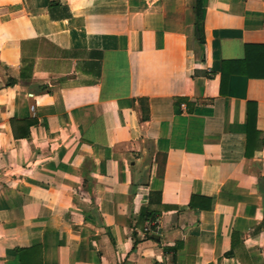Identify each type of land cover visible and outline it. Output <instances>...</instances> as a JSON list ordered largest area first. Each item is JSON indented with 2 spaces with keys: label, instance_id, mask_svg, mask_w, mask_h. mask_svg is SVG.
I'll return each mask as SVG.
<instances>
[{
  "label": "crops",
  "instance_id": "obj_1",
  "mask_svg": "<svg viewBox=\"0 0 264 264\" xmlns=\"http://www.w3.org/2000/svg\"><path fill=\"white\" fill-rule=\"evenodd\" d=\"M196 6L0 0V264H264V0Z\"/></svg>",
  "mask_w": 264,
  "mask_h": 264
},
{
  "label": "trees",
  "instance_id": "obj_2",
  "mask_svg": "<svg viewBox=\"0 0 264 264\" xmlns=\"http://www.w3.org/2000/svg\"><path fill=\"white\" fill-rule=\"evenodd\" d=\"M201 9H202L201 0H197L195 15H196V26L198 27L200 38L196 39V45L200 48V50L204 51V36H203V29H202V22H201ZM259 49H263V48H259ZM225 67H226V64H224L223 71ZM223 84H225L224 80H222V86ZM252 107H253V104L249 103L248 104V123H247L248 131L247 132H248V138L250 140L251 138L259 135V133L256 131V128H255V123H254L255 120L252 114ZM142 108H143L144 113H146L147 110L143 106V103H142ZM248 149H249V146H248ZM211 208H212V199L201 197V196H193L189 203V209L194 212L208 211V210H211ZM173 251L175 252L176 248L173 249ZM21 262L22 264H25L23 260V254L21 256Z\"/></svg>",
  "mask_w": 264,
  "mask_h": 264
},
{
  "label": "water",
  "instance_id": "obj_3",
  "mask_svg": "<svg viewBox=\"0 0 264 264\" xmlns=\"http://www.w3.org/2000/svg\"><path fill=\"white\" fill-rule=\"evenodd\" d=\"M197 37H198V38L200 37V34H199V32H197Z\"/></svg>",
  "mask_w": 264,
  "mask_h": 264
}]
</instances>
